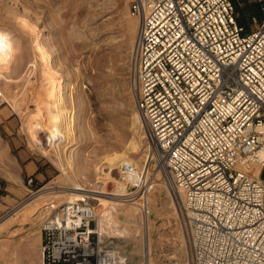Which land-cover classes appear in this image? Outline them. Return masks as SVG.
<instances>
[{
  "label": "built area",
  "instance_id": "2783aa9c",
  "mask_svg": "<svg viewBox=\"0 0 264 264\" xmlns=\"http://www.w3.org/2000/svg\"><path fill=\"white\" fill-rule=\"evenodd\" d=\"M255 29L233 0H131L139 21L131 88L149 167L180 200L187 259L131 261L100 226L90 196L42 226L40 264H264V0ZM122 179L147 209L148 182L133 164ZM141 176V178H139Z\"/></svg>",
  "mask_w": 264,
  "mask_h": 264
},
{
  "label": "rangeland",
  "instance_id": "374dc122",
  "mask_svg": "<svg viewBox=\"0 0 264 264\" xmlns=\"http://www.w3.org/2000/svg\"><path fill=\"white\" fill-rule=\"evenodd\" d=\"M233 1L238 20L254 30L252 17L260 18L255 2ZM130 5L131 0H0V33L16 48L6 65L0 63V264H40L43 223L82 196L92 197L102 213L105 237L130 232L115 239L129 260L188 258L179 197L164 170L145 162L149 150L143 120L134 122L139 111L130 61L139 21ZM47 61L63 90L64 116L72 118L68 138L51 147L45 132L32 128L40 118L45 123L47 109L56 112ZM133 140L141 153L131 150ZM122 154L143 175L148 167V211L128 221L119 214L139 195L127 198L133 189L122 179V165L107 162ZM259 172L264 180V168ZM67 188L74 190L67 193Z\"/></svg>",
  "mask_w": 264,
  "mask_h": 264
},
{
  "label": "bare ground",
  "instance_id": "6f19581e",
  "mask_svg": "<svg viewBox=\"0 0 264 264\" xmlns=\"http://www.w3.org/2000/svg\"><path fill=\"white\" fill-rule=\"evenodd\" d=\"M36 49H38V51L37 50L36 51L38 52L39 56L42 58L41 60L44 61V59H46L45 58V52L43 51L44 49L39 45H38V47H36ZM15 53H16V48L14 47V45L11 43V41L5 35L0 33V63H2L3 65H6L10 61L9 58H12ZM44 65L46 67L45 69L47 70L46 73L48 75V81H49V85H50L49 97L52 99L51 104L55 105L56 112L53 113L47 109V112H46L47 119L45 120V123H43L44 119L41 120V118H40V120H38L36 122V125L33 126L32 128L34 130V133L36 132L37 129H40L42 132H45L44 133L45 134L44 135L45 140L48 141L47 142L49 144L48 146L51 147V145L56 146L57 141H58V144L63 143L68 138L69 134L72 131V120H71L72 118H70V117L67 118L64 116L67 112V108H66V102H65L64 97H63V90L60 87V85L58 84L54 74L52 73L53 71L50 68L51 66H49V62L47 61L46 64H44ZM38 115H39V113H38ZM40 115H41V111H40ZM134 116L136 117V121L134 120V122L140 123V121H141L140 117L141 116L139 115V112L136 111ZM140 146L141 145L139 144V142L137 140H133L131 142V150H133L136 154L141 153L142 150H140ZM129 148H130V145H129ZM127 150L129 151V149H127ZM50 153L48 156L49 158L53 156V155L50 156ZM145 160H147V159H145ZM107 162L111 163V164H113L112 162H119V164H120L119 166L122 165L121 167H123L124 165L133 164L137 168H141L140 166H138V164L136 162L133 161V159L130 156H128L126 154H122L120 157H118L117 155L109 156V157H107ZM145 162H147V161H145ZM69 163H70V167L72 168L73 162L69 161ZM147 165L144 166L145 171H144L143 179L145 178V175L146 176L148 175V173L146 172V168H148ZM144 168H143V170H144ZM139 178H141V176H139ZM118 188L121 189L122 194L125 193L122 196H126L125 188L122 186H119ZM66 190H69V193H70V190L73 191L74 189L67 188L64 191L67 192ZM75 192L77 194V191H75ZM147 201H148V199H147ZM140 213H142V205H141V202L139 203V201H137L135 203L129 204V206H125V209L119 215H120V219H122L123 221H128L129 218H131L134 215H138ZM110 218H112V217L110 216ZM9 219H11V218H9ZM143 221L144 220L142 219V223H143ZM6 222H7V220H6ZM99 223H100V226L103 228L102 220H100ZM128 233L130 234V232L126 231V230L116 231L114 233V236L111 238H113V239L118 238L119 239V237L122 236V234L127 235ZM174 259H176V258H174Z\"/></svg>",
  "mask_w": 264,
  "mask_h": 264
},
{
  "label": "crops",
  "instance_id": "0c3cea01",
  "mask_svg": "<svg viewBox=\"0 0 264 264\" xmlns=\"http://www.w3.org/2000/svg\"><path fill=\"white\" fill-rule=\"evenodd\" d=\"M247 1L249 2V1H251V0H247ZM253 2H255L256 6H257V9H258V11H259V5H260L259 0H253ZM239 23H240L241 25L245 26L242 22L239 21Z\"/></svg>",
  "mask_w": 264,
  "mask_h": 264
}]
</instances>
